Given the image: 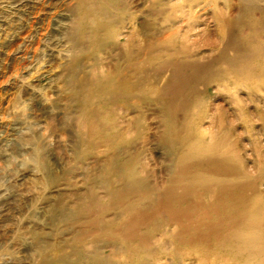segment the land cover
<instances>
[{
  "label": "rangeland",
  "instance_id": "1",
  "mask_svg": "<svg viewBox=\"0 0 264 264\" xmlns=\"http://www.w3.org/2000/svg\"><path fill=\"white\" fill-rule=\"evenodd\" d=\"M156 1L122 0L125 24L118 25L122 41L133 35L141 45L149 42L151 83L144 84L143 58L138 54L135 99L128 107L106 106L110 116L106 129L90 136L88 118L75 92L87 80L94 83L98 69L125 72L129 61L124 44L91 42L96 51L88 54L85 49L83 65L73 72L71 37L78 0H0V264H131V248L118 235L112 242L101 238L100 223L118 231L123 219L119 209L101 213L111 205L106 187L111 169L116 163L133 161L141 180L154 188L165 184L171 177L170 159L189 152L185 140L192 139L190 121L208 142L227 141L219 153L240 165L247 180L256 181L264 205V87L255 79H244V71L236 77L227 75L228 63L216 62L228 43L231 52L240 54L248 36L254 34L264 42V0L253 2L252 17L245 11L229 25L216 22L212 14L226 12L224 6L234 0L207 4L201 0L194 9L199 18L193 20H182L189 1L171 0L180 6L175 10L182 16L175 23L153 14ZM185 50L196 53L192 59L208 74L207 90L200 97H186L198 101L197 114L182 113L172 120L158 96L171 72L160 71L159 65L188 59ZM216 68L221 70L218 78L213 76ZM171 122L181 129L171 132ZM111 180L115 186L122 184ZM149 229L153 242L133 251L136 264L201 260L188 251L191 245L170 240L166 227L151 224ZM260 230L264 234V214Z\"/></svg>",
  "mask_w": 264,
  "mask_h": 264
},
{
  "label": "bare ground",
  "instance_id": "2",
  "mask_svg": "<svg viewBox=\"0 0 264 264\" xmlns=\"http://www.w3.org/2000/svg\"><path fill=\"white\" fill-rule=\"evenodd\" d=\"M186 1H189L190 8L186 13L187 18L186 14L182 17L177 13L175 9L178 10L180 6L171 4V0H157L152 12L163 20L174 23L180 21L178 19L181 17L182 20L198 19V11L194 9L202 4V1ZM257 1L260 0L228 1L227 5L224 3L226 12L217 10L211 16L216 22L229 25L245 16V11L252 17L256 13L252 4ZM207 3L208 0H205L204 4ZM121 6L122 0H78L75 10L73 38L71 37L73 72L75 67L80 68L83 65L82 52L85 49L89 51L88 54L96 51V46L94 47L91 42L97 44L99 40L118 47L123 43L129 61L123 73L105 72L104 68L98 69L93 75L95 82L87 80L82 90L75 92V96L81 98L84 115L88 118L87 134L90 136L106 129L110 120V116L104 110L106 106L122 103L128 107L135 99L137 85L133 81L136 78L134 61L138 54L143 58L140 70L144 84L151 83V47L149 42L141 45L133 35L127 41H122L118 27L121 24L122 28L125 24ZM111 9L118 13L112 12ZM170 9H174L176 13L169 11ZM225 30L223 26L220 30L221 35L225 34ZM89 36L90 42L85 43ZM89 43L91 47L86 46ZM245 43L246 48L244 46V51L240 54L233 50L231 52L228 43L216 62L228 63L230 69L227 75L233 74L236 77L239 72L244 71V79H255L264 87V42L253 34L245 39ZM185 52L188 59L166 60L159 65L160 71L171 72L170 77L159 88L158 96L162 99L172 120L182 113L197 114L198 101L195 103L186 97L196 94L200 97L207 90L204 80L208 74L204 73L205 70L199 61L192 59L196 53L190 50ZM255 58L261 61L259 63L245 61ZM213 76L217 78L221 76V70L216 68ZM189 128L192 139L185 140L189 152L177 154L175 158L170 159L171 163L167 169L171 177L168 175L170 178L166 183L164 182L165 184L154 188L141 180L137 175L136 162L133 161L116 163L111 169L113 176L106 182L111 205L102 209L101 213L119 209L123 212L120 216L123 219L118 231L110 224L100 223L103 229L101 238L112 242L118 235L120 240L131 248L129 252L127 251L130 254L131 264H136L132 258L135 253L133 251L141 247L146 248L153 242V233L149 231L152 224L157 228L166 227V232L169 233H166V236L170 240L177 239L179 246L191 245L192 249L188 251L201 258L198 264H264V234L260 230L264 205L262 193L256 189V181L247 180L248 176L240 165L235 164L232 158L224 157L219 153L222 149L219 147L227 141L208 142L204 137L197 135L196 125L192 121L189 123ZM169 129L175 132L181 127L171 122ZM193 133L196 134L195 139ZM87 143L91 142L87 140ZM112 178L122 184L115 186ZM205 194L207 197H204ZM168 226L177 228L169 229ZM197 245L200 247L207 245L208 248L199 249ZM182 252L180 250V255Z\"/></svg>",
  "mask_w": 264,
  "mask_h": 264
}]
</instances>
